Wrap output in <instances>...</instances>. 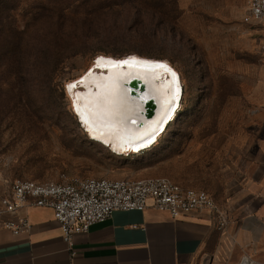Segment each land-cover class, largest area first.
<instances>
[{"label":"rangeland","instance_id":"rangeland-1","mask_svg":"<svg viewBox=\"0 0 264 264\" xmlns=\"http://www.w3.org/2000/svg\"><path fill=\"white\" fill-rule=\"evenodd\" d=\"M248 0H5L31 47L18 74L0 79V170L13 180L164 176L203 182V119L238 115L239 99L264 67V28L244 22ZM92 29L93 35L87 30ZM62 31V32H60ZM59 33V35H58ZM92 36H94L92 38ZM67 58L58 71L53 59ZM98 54L164 58L179 73L182 103L147 150L116 154L90 139L73 113L67 84ZM37 58V59H38ZM246 95V94H245ZM84 129H83V128ZM214 127V126H213ZM86 132H85V131Z\"/></svg>","mask_w":264,"mask_h":264},{"label":"crops","instance_id":"crops-1","mask_svg":"<svg viewBox=\"0 0 264 264\" xmlns=\"http://www.w3.org/2000/svg\"><path fill=\"white\" fill-rule=\"evenodd\" d=\"M254 74L237 117L216 119L214 127L203 119L198 188L212 194L227 215L224 229L209 210L173 218L148 207L115 211L75 234L69 246L51 208L4 210L2 198L14 180L0 170V264H264V67ZM22 217L28 231L14 234L4 226Z\"/></svg>","mask_w":264,"mask_h":264},{"label":"built area","instance_id":"built-area-1","mask_svg":"<svg viewBox=\"0 0 264 264\" xmlns=\"http://www.w3.org/2000/svg\"><path fill=\"white\" fill-rule=\"evenodd\" d=\"M247 24L264 28V0H248L243 17ZM264 50V41L261 43ZM6 212L14 213L25 205L49 207L60 224L63 239L72 246L77 233L110 218L115 211H144L148 207L168 212L173 218L209 210L217 215V228L228 223L212 194L185 187L168 177L107 178L72 177L59 182L16 179L10 192L2 198ZM14 234L28 231L26 218L6 221ZM239 264H250L243 259Z\"/></svg>","mask_w":264,"mask_h":264},{"label":"bare ground","instance_id":"bare-ground-1","mask_svg":"<svg viewBox=\"0 0 264 264\" xmlns=\"http://www.w3.org/2000/svg\"><path fill=\"white\" fill-rule=\"evenodd\" d=\"M100 57L105 58L101 61L103 67L96 63ZM131 57L167 64L177 75L174 78L164 69L139 64L119 67L107 64V60L120 61ZM95 58L96 61L81 76L67 84H76L71 90L67 87L72 93L73 113L93 141L116 154L129 155L151 148L165 133L169 122L175 119L180 107L183 94L179 73L165 59L136 54L124 57L98 54ZM133 79L145 83L144 92L131 83ZM149 99L157 105L151 117L145 115Z\"/></svg>","mask_w":264,"mask_h":264},{"label":"trees","instance_id":"trees-1","mask_svg":"<svg viewBox=\"0 0 264 264\" xmlns=\"http://www.w3.org/2000/svg\"><path fill=\"white\" fill-rule=\"evenodd\" d=\"M4 2H5V0H0V3H4ZM10 17L11 16H10L9 10L8 11H0V79H1V77H3V75H5L7 73L18 74L20 72H23L24 70L27 69L28 66L33 64V62L35 63L36 61H38L39 60L38 57L41 54H44L45 50H49V49L54 48L53 47V41H50L51 43L49 45L41 46V45L36 44L32 48L31 42L27 38L28 28H25L22 30L17 28L15 25H13V23H12L13 20H11ZM60 32H62V31H60ZM87 33H89L88 36L94 34L92 29L87 30ZM58 35H59V33H58ZM93 37L94 36H92V38ZM27 47H30V49L32 48V52H34L33 62L28 63V64L26 62V56L28 53ZM54 50L57 51V55H56V57H54L53 62H52L53 70L58 71L61 68L60 67L61 64H63L64 59L67 57L64 55L65 54L64 52H61L60 49L59 50L54 49ZM117 56H124V55L119 54ZM158 59H164V58H158ZM182 94L184 96L183 90H182ZM182 100H183V97H181V101ZM179 110H178V112H179ZM174 121L169 122L167 129H168L169 125L171 123H173ZM78 122H79V120H78ZM167 129H166V131H167Z\"/></svg>","mask_w":264,"mask_h":264},{"label":"snow or ice","instance_id":"snow-or-ice-1","mask_svg":"<svg viewBox=\"0 0 264 264\" xmlns=\"http://www.w3.org/2000/svg\"><path fill=\"white\" fill-rule=\"evenodd\" d=\"M105 60V58L100 57L97 59V66L98 67H103L104 65L101 64V61ZM107 64L113 66V67H119V66H123V65H129V66H135L137 64L142 65V66H147V67H155V68H161L164 69L165 71L171 73V75L175 78L176 77V73L175 71H173L171 68L168 67L167 64L164 63H159V62H151V61H141V60H137V58L135 57H131L125 60H120V61H116V60H107ZM82 81H78L77 83H81ZM76 86V84H69L67 87L69 90L73 89ZM177 91H179V89L177 88ZM75 104V101H74ZM77 112L80 111V109L77 107ZM87 122V121H85ZM134 122V121H133Z\"/></svg>","mask_w":264,"mask_h":264},{"label":"water","instance_id":"water-1","mask_svg":"<svg viewBox=\"0 0 264 264\" xmlns=\"http://www.w3.org/2000/svg\"><path fill=\"white\" fill-rule=\"evenodd\" d=\"M126 55L129 56L131 54H126ZM126 55H124V56H126ZM124 56H114V57H124ZM95 57H97V56H95ZM95 57L93 58L92 63L96 61V58ZM131 83L135 87H139V89L141 90V92H144L145 91L146 86H145V83L141 81V79H133V81ZM145 109H146L145 115L147 117H151L155 113V111L157 109L156 102L153 99H149L146 102Z\"/></svg>","mask_w":264,"mask_h":264}]
</instances>
